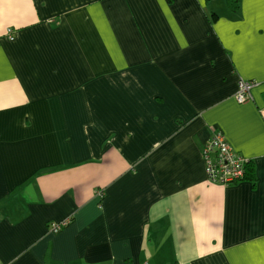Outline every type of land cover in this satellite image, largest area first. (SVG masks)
<instances>
[{"label":"crops","instance_id":"crops-1","mask_svg":"<svg viewBox=\"0 0 264 264\" xmlns=\"http://www.w3.org/2000/svg\"><path fill=\"white\" fill-rule=\"evenodd\" d=\"M237 3L0 0V264H264V0ZM215 131L255 185L208 181Z\"/></svg>","mask_w":264,"mask_h":264},{"label":"built area","instance_id":"built-area-1","mask_svg":"<svg viewBox=\"0 0 264 264\" xmlns=\"http://www.w3.org/2000/svg\"><path fill=\"white\" fill-rule=\"evenodd\" d=\"M4 35L10 40L13 39L15 37L14 29L8 27ZM252 86H254L253 82L240 80L238 87L240 92L239 95L236 94V99L239 103H245L252 98ZM202 157L208 181L221 185H230L241 181L245 176V166L252 161L251 158L237 152L228 143L221 131H215L209 136L202 149ZM69 221L70 219L68 218L51 222L50 231L54 233L61 231Z\"/></svg>","mask_w":264,"mask_h":264},{"label":"trees","instance_id":"trees-1","mask_svg":"<svg viewBox=\"0 0 264 264\" xmlns=\"http://www.w3.org/2000/svg\"><path fill=\"white\" fill-rule=\"evenodd\" d=\"M228 4H229V7L232 9V10H236L238 9V3H237V0H228ZM245 176L244 178L239 181V182H242V181H250L253 185L256 184V181H257V177H256V170H255V166H254V163L253 161H250L246 166H245ZM238 182V183H239ZM232 184H237V182L235 183H232ZM231 185V184H230Z\"/></svg>","mask_w":264,"mask_h":264},{"label":"rangeland","instance_id":"rangeland-1","mask_svg":"<svg viewBox=\"0 0 264 264\" xmlns=\"http://www.w3.org/2000/svg\"><path fill=\"white\" fill-rule=\"evenodd\" d=\"M240 80H245V79H243V78H239L238 79V81H237V89H236V91H235V93H234V98L236 99V94H238L239 95V92H240V89H238V87H239V82H240ZM247 81H250V80H247ZM251 82H253V81H251ZM254 83V82H253ZM252 89V88H251ZM253 98V97H252ZM251 98V99H252ZM236 101H237V99H236ZM238 102V101H237ZM239 103V102H238ZM239 104H242V103H239Z\"/></svg>","mask_w":264,"mask_h":264}]
</instances>
